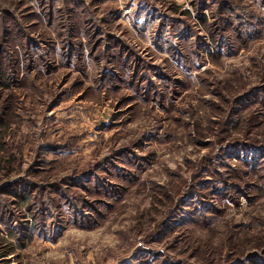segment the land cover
Instances as JSON below:
<instances>
[{
    "label": "rangeland",
    "instance_id": "obj_1",
    "mask_svg": "<svg viewBox=\"0 0 264 264\" xmlns=\"http://www.w3.org/2000/svg\"><path fill=\"white\" fill-rule=\"evenodd\" d=\"M0 264H264V0H0Z\"/></svg>",
    "mask_w": 264,
    "mask_h": 264
},
{
    "label": "trees",
    "instance_id": "obj_2",
    "mask_svg": "<svg viewBox=\"0 0 264 264\" xmlns=\"http://www.w3.org/2000/svg\"><path fill=\"white\" fill-rule=\"evenodd\" d=\"M245 10H246V9H245ZM245 10H244V11H245ZM231 11H233V12H231L230 15H231V17H233L232 15H233L234 13H236V12L238 11V9H235V7H232ZM235 11H236V12H235ZM244 11H243V12H244ZM228 14H229V13H228Z\"/></svg>",
    "mask_w": 264,
    "mask_h": 264
}]
</instances>
